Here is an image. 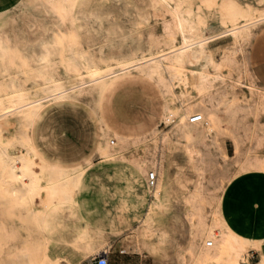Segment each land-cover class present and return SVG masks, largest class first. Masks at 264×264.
I'll use <instances>...</instances> for the list:
<instances>
[{"label":"snow or ice","instance_id":"1","mask_svg":"<svg viewBox=\"0 0 264 264\" xmlns=\"http://www.w3.org/2000/svg\"><path fill=\"white\" fill-rule=\"evenodd\" d=\"M251 3L260 10L257 15L264 20V0H258V3L256 0H251ZM20 6L24 7L25 5ZM27 7L46 10L47 16L44 17V20L54 18L63 32L53 37L48 34L51 32V29H48V33L44 34L43 39L35 41L37 44H43L47 54L30 65L36 70L34 82L44 85V89L36 91L34 101L24 99V92L18 91L13 85L11 74L18 73L20 67L27 68L29 66L24 63V58L31 49L32 37L43 33L44 29L41 28L39 33L18 32L16 38H12L9 33L7 41L3 36H0V52L3 53L0 56V60L3 61L0 65V76H2L3 82L8 85L7 90L14 93V96L10 98L14 106H9L6 103L4 105L6 117L0 114V120L4 121L0 123V192L4 193L6 216L16 209H30L32 204L30 194L34 193V185L37 180L44 179L47 174L48 191L52 196L43 217L34 221L38 227L33 229L31 236L25 234L16 237V240L17 243L28 245L26 254L30 253L32 256L31 264H75L73 256L78 255L85 244L89 242L90 231H96L85 228L82 220L79 228L75 227V222L80 220L83 215L80 194L91 191L99 193L104 199H109L112 196H129L131 195L130 184L133 179L129 177V180L125 181L123 176L117 174L101 176L94 182H89L87 176L91 159H84L85 153L80 150V139L84 135V130L76 123L78 106L75 104V97L68 95V92L75 93L76 88L65 84L64 87L57 88L54 97L41 100L39 96L48 88L46 80L49 73L55 72L57 69L75 76L78 83L81 79L79 73H84L85 76L92 78L97 83L108 79L110 74L119 75L120 68L125 66L117 64L116 59L107 61L94 59V52L103 57L109 49L120 47L122 41L140 40L147 43L154 40L155 38L151 35L153 29L145 23L146 19H150L153 12H161L165 8L174 9L177 6L168 4L167 0H33ZM188 7V3L179 5L182 10ZM191 8L192 11L186 13V18H190L193 22L191 31L193 33L199 31L195 26L197 23L203 25L206 30L205 35L198 37L197 52L200 57L199 63L203 65L202 74L199 78L193 75L188 84L189 89L199 93L194 101L190 102L195 106V110H190L178 97L176 100L177 111L168 115V105L165 104V115L162 119L168 122V134L163 132L149 134L145 128L146 121H118V125H126L125 139L130 144L133 141H140L141 137L137 135L138 133L149 135V139L155 137L157 163L155 170L150 171V175L152 177L160 175L162 179L159 187L153 184L149 188V193H151V198L158 202L157 210L160 215L155 218L150 217L145 221L146 227L149 229L159 223L166 211L164 203L161 201L166 199L167 191L175 189L180 192L185 189V185L191 189L195 187L201 173L212 172L215 176L226 162L231 163L220 150L219 141L222 136L230 134L229 129L232 135L236 133L232 114L238 108H245V114H238V120L243 117L249 125L255 120L258 128L264 132V74L258 78L260 86L256 87L253 83V87L248 90L250 100L256 103L240 105L236 103L233 95V86H236L235 90L238 92L239 84L247 85L257 81V77L251 71L247 51V45L251 39L248 31L250 25L242 26L247 19V14L252 13V7H249L245 0H194ZM213 11L217 14L225 13L226 18H234V30L229 32L230 25L225 24V28L217 33L209 28L203 19L197 22L196 12H200L203 17L206 13ZM164 15L170 21L165 29L170 34L175 29V20L179 17L175 14L169 15L168 12H164ZM178 31L187 36L183 24ZM224 34L235 39L229 49L224 50V58L221 59L217 55L218 50L213 47V42L218 41ZM261 36H264V33H261ZM187 46L188 40L185 39L184 44L181 45V51H187ZM170 51L176 56L177 67L181 62L185 64L196 62L185 60L173 49ZM160 55L163 56V53ZM262 57H264V51H262ZM163 58L165 61L168 60L167 57ZM106 63L111 64L112 67H107ZM97 68L100 71H97ZM169 72L170 68L167 63L159 69L155 67L151 70L146 69L145 82H151L153 87H156L157 81H159V98L154 102L163 103V97L167 94L164 92L166 82L161 77ZM208 72H214V76H209ZM237 76L243 79L237 80ZM25 83L31 88L33 81L26 80ZM118 87L128 90L125 103L129 107L143 103L137 81L121 78ZM111 91L109 88H103L100 91V95L103 97L102 103L106 107ZM28 95H33V92H29ZM17 98L22 103L16 104ZM48 101H54L60 113L59 118L54 122H50L47 116L42 115L41 110L37 107V105L42 106ZM249 107L252 108L251 112H247ZM97 110L99 111V109ZM198 112H202V114H197ZM217 124L218 127L214 126ZM147 128L151 129V124H147ZM242 134L243 130L241 129ZM170 140L183 145L182 151L185 155L183 159L177 158L169 164L167 155ZM238 140L239 137H237V144L234 145L237 152L240 150ZM261 140V148L264 150V135L261 136ZM161 149H163L162 152ZM9 153L17 154L12 156ZM105 155L109 160H123L124 164L128 166L125 171H131L133 177L140 174L145 166V162L140 158L126 160L121 154H112L111 152L105 153ZM161 157L163 163H161ZM94 158L95 153L92 156V159ZM17 164H21L23 167L18 168ZM167 168H170L175 176L170 172L167 177H164L163 174ZM34 169L38 171H34ZM240 170L237 166L227 172L224 185H227L233 174ZM69 175L72 177L71 187L67 191H62L63 182L57 184L53 181L56 177ZM187 176H192L194 179L187 180ZM25 180L32 183L24 184ZM118 181L123 191L113 192L112 185ZM217 184H219V180H217ZM105 185L108 186L105 187ZM220 191L221 189L217 188V197ZM185 194L188 193L185 192ZM130 207L131 202L128 199L120 200V211L123 212ZM9 222L8 219H5V223ZM225 231L227 230L225 229ZM96 234L99 235V232L96 231ZM228 235L231 237L232 233L228 232ZM152 236V247L159 249L167 247L169 233L162 226L156 227ZM5 238L11 239L7 236ZM236 239L239 240L238 237ZM0 247L6 250L8 245L0 241ZM60 248L64 250L60 251ZM3 264H12V261L6 260ZM159 264H168V261L161 260Z\"/></svg>","mask_w":264,"mask_h":264},{"label":"rangeland","instance_id":"2","mask_svg":"<svg viewBox=\"0 0 264 264\" xmlns=\"http://www.w3.org/2000/svg\"><path fill=\"white\" fill-rule=\"evenodd\" d=\"M15 1L0 0V10L13 5ZM256 2L258 3V0ZM245 3H251V0H245ZM46 16L47 13L44 12L41 15L35 16L32 10H25L21 13L20 24L23 32L39 33L41 28L44 29L43 33L32 37L33 42L44 36L45 33H48L49 28L54 27L52 22L47 23L44 20ZM164 19L165 15L163 12H153L151 18L146 19L145 23L153 29L151 33L153 37L159 36ZM5 28H7V31H5ZM16 31V28L11 23H8L4 28H0V36H4L5 41H7L9 35L6 33H10L12 38H16L18 35ZM263 32L264 26L260 25L256 27L252 38L248 42L247 51L251 66L256 60L264 58L262 57L264 36L260 35ZM231 40L230 36H221L218 41L213 42V47L218 50L217 55L221 59L224 58V50H227L226 46ZM94 53L100 56L99 53ZM122 53L123 50L117 47L116 49H109L104 55L111 58L119 56ZM0 65L2 64L0 63ZM22 69L19 68L18 73H12L11 75L13 80L15 79L16 82L24 87V85L27 86L26 80L32 79L35 81L36 70L33 68ZM60 72L57 69L52 74L59 77ZM67 76L71 77H68L69 82H75V76H71V74ZM121 78H128L138 82L143 103L136 104L134 107H129L125 103L128 90L118 87ZM242 79V77L237 76V80ZM165 84L164 92L167 95L163 97V103L154 102L158 101L159 98V82L157 81V86L153 87L151 82H145L144 77L137 73L120 76L112 82L108 87L112 91L108 98L107 107L102 103V96L99 97L97 106L94 105L90 94L80 95V100L75 102L78 106L76 123L84 130V135L80 139V150L85 153L84 159H91L87 176L88 181L94 182L95 179L101 176L107 177L117 174L123 176L125 181H128L129 177L133 179V182L130 184L131 195L129 196H112L109 199H104L99 193L91 191L81 193L79 199L82 204L81 211L83 215L80 217V220L75 222V227L79 228L80 221L82 220L85 228L98 231L99 235L96 234V231H90L89 235V242L93 246H96L97 249L107 248L108 252L112 250L114 252H129L130 254L138 253L143 256L144 260L142 262L133 258L130 260L131 264H159L161 260H167L168 264H195L196 254L193 252L191 245H195L194 247L197 249L203 242L197 232H192V219L196 218V209L193 208V200L190 198V194L198 192V181L201 182V193H199V197L194 201V204L198 208L202 207V213L207 222L213 220L214 212L219 209L221 214L227 218L229 225L238 232L249 231L253 235L264 233V169L246 167V162L250 159L249 157H264V150L261 148V136L264 135V132L252 131L251 124H245L244 121L239 123V125H243V128L236 129L234 135L231 134V130L229 129L230 134L222 136L219 141L220 150L224 154H228L227 157L231 163L226 162L225 166L215 176L212 172H208L207 174L201 173L200 179L197 180L195 187L191 189H187L188 186L185 185V189L180 192H177L175 189L167 191L165 195L166 199L163 200L164 202L162 201L166 209L163 217L154 227L150 229L146 227V220L160 215L157 207L152 210L149 209V203L152 200L151 193H149V188L151 187H148L146 184V173L156 168V162L152 160V157L157 153L156 151L147 149L141 140L139 142L133 141L131 144L127 141L119 143L117 141L118 138H116L117 136L103 129L107 126L111 131L125 135L126 125H118V121L140 120L151 124V127L157 125L159 132L168 133V122L161 117L162 105L167 103L169 109L175 112L178 108L176 104L177 98L179 97L181 101L183 99L178 95L177 88L173 85L172 81L166 79ZM167 86L168 90H166ZM235 88L236 86H233V95L236 103L240 105L255 103L250 100L249 92L244 91L240 85L238 92ZM183 103L187 106L186 102ZM194 110L195 108H193ZM42 115L47 116L50 122H54L59 118L60 113L55 103L52 102L47 105ZM147 124L145 125L146 131L148 130ZM233 126L236 127L235 125ZM241 129L243 130L242 135ZM140 134L143 133H138L137 135ZM237 137H239L238 145L240 150L236 153L234 145ZM108 139H114L115 142L108 146ZM183 148V145L172 140L169 141L167 155L169 164L173 160H177V158H184L185 153L182 151ZM114 149L119 151L126 160L136 158L146 160L145 173H140L133 177L131 171H125L128 166L124 164L123 160H109L107 157H104L105 153L116 152ZM162 151L163 149H161ZM93 153H95L94 159H92ZM237 166L241 170L234 173L232 178L228 180L227 185H224L227 172ZM170 172V168L165 169L164 177H167ZM171 175L175 176V173L171 172ZM157 178L160 181L162 179L160 175ZM186 179L192 180L194 178L187 176ZM217 180H219V184H217ZM107 186L105 185V187ZM217 188L221 189L218 197L216 195ZM112 189L113 192L123 191L119 181L112 185ZM185 192L188 194L186 195ZM125 198L131 202V207L122 212L119 208L120 200ZM34 206L42 211L46 209L39 197H35ZM161 226L168 231L169 237L167 247L159 249L151 246L152 233L155 232L156 227ZM32 231L33 229L26 227L24 224L15 223L2 233L0 241L8 246L15 243L18 247L24 248L28 245L17 243L16 237L24 236L25 234L31 236ZM6 236L11 239L5 238ZM205 238L212 239L210 236H206ZM6 250L0 247V255ZM53 250L55 251V248ZM63 250V248H60V251ZM252 253L253 256L251 255ZM244 256L245 259L242 264H255L258 262V253L255 250H249ZM98 258L97 255L94 257L92 251L86 249V244L78 255L73 256L75 264H98Z\"/></svg>","mask_w":264,"mask_h":264},{"label":"bare ground","instance_id":"3","mask_svg":"<svg viewBox=\"0 0 264 264\" xmlns=\"http://www.w3.org/2000/svg\"><path fill=\"white\" fill-rule=\"evenodd\" d=\"M32 2L33 0H16L13 3V5H9L3 8L2 10H0V28H4V26H6L8 23H11L16 28L17 33L23 32L21 28V24H20L22 12H24L25 10H32L35 16L41 15L42 12L47 13L46 10H43L40 8L27 7V5L31 4ZM167 3L176 5L177 7L174 9L165 8L164 11H161V12L163 13L168 12L169 15L175 14L177 17H179L178 19L175 20V29L170 34L165 31V29L168 27L170 23L168 18L165 17L161 32L159 33L158 37H154L155 38L154 40L148 41L147 43L142 42L140 40H136V41L129 40L127 42L122 41L120 48L123 50V53L116 57L110 58L105 55L101 57V56H97L95 53L93 54L94 59H104L105 61H107L108 59L110 60L116 59L117 64L125 66V67L120 68L119 75L115 73L110 74L108 79L102 80L100 81V83H97L92 78L85 76L84 73H79V76L81 77V79L78 83L76 78H75V82H69V79H68L69 76H67L69 74L67 73L60 72L59 77L55 76L52 73H49L47 80H46V83L48 84V88L43 94L39 96V99L47 100L48 97H54L58 87L62 88L64 87L65 84H70L71 86L76 88V92L75 93L68 92V95L74 96L75 102L80 100V95L90 94L92 97L91 99L94 102V105L97 106L98 99L101 96L100 91L103 88H108L115 79L119 78L120 76H124L130 73H137L144 77L145 75H147L146 69L151 70L154 67L156 69H159L167 63L170 68V72L167 75H162L161 78L165 82H166V79H169L170 81H172L173 85H175L177 88L178 95L182 97L183 99L182 101L186 102L187 107H189L190 110H193L195 106L190 102L194 101V98L197 95H199V93L193 92L191 89H189L188 84L190 83L193 75H195L196 78H199L202 74L203 65L199 63L200 57L197 52V48L199 45L198 37L201 35H205L206 30L203 28V25L197 23L195 26L198 27L199 31L197 33H193L191 31V28L193 27V22L190 18H186V13L189 11H192L191 5L193 3V0H167ZM182 3H188L189 7L183 10L180 9L179 5ZM22 4L25 6L21 7L20 5ZM246 4L249 7H252V13L247 14V19L244 21V25L242 26L250 25V27L248 28V31L252 38V34L254 33L255 28L264 24V20H262L260 16L257 15V13H259L260 11L259 9L255 8L251 3H246ZM196 19H197V22L203 19L205 23L208 24L209 28H211L213 31H216L217 33H219L220 30H223L225 28V24L230 25L228 29L229 32H231L235 28L234 18H226V14L223 12L220 14H217L216 12L206 13L203 17L201 16L200 12H196ZM211 19L212 21H210ZM50 22L54 24V27L51 28V32L48 33L49 35L55 37L58 35V33L63 32V29L60 27V25L56 22L54 18H52L50 21L47 20V23H50ZM181 24L184 25L185 31L187 32V36H185L183 32L178 31ZM6 34L9 35L8 32ZM221 36H230V35L224 34ZM230 37L232 40L226 46L227 49H229L230 44L235 39L232 36ZM43 38L44 36H41L38 40H41ZM185 39L188 40V46H187L188 50L181 51V45L184 44ZM170 49L175 50L176 54L183 57L185 60L196 61V62L186 63V64L181 62L179 67H177L176 66V56L172 54ZM161 53H163V56L160 55ZM46 54L47 53L44 50L43 44L42 43L37 44L34 41L31 45L30 51L25 55L24 63L29 65L27 68H32L30 66L31 63L35 62L37 59H42V57ZM232 54L234 55V53ZM2 55L3 53L0 52V56ZM163 57H167L168 60L165 61ZM0 63L2 64L3 61L0 60ZM85 66L87 65L85 64ZM106 66L112 67L111 64H106ZM20 68L25 69V67H20ZM96 70L100 71V69L98 68ZM208 75L214 76V72H208ZM28 80L33 81L32 79H28ZM253 83H255L256 87L260 86V84L257 81L250 82L247 85L243 83L239 85L244 89V91L248 92V90L253 87ZM0 85H2L0 86V114L5 115L6 117V113L4 112V105L8 103L9 106H14L13 102L10 100V98L14 96V93L7 90L8 85L3 82L2 76H0ZM13 85L16 86L18 91L24 92L25 94L24 99L33 100V101L36 99V95H35L36 91L44 89L43 84L35 83L34 81L32 83L31 88L25 85L24 87H20V84L16 82L15 79L13 80ZM164 87H166V84L164 85ZM65 90L67 91V89ZM166 90H168V86ZM29 92H33V95L29 96L28 95ZM52 102L54 101H48L44 103L42 106L37 105V107L41 110V113L43 114L47 108V105ZM15 103L19 104V103H22V101L19 98H17L15 100ZM165 104L167 103H164L162 105L161 117L165 115V108H164ZM201 104H203V101H201ZM251 111H252L251 108H247V112H251ZM167 113L168 115H171L173 111H171L168 107ZM197 114H202V112H198ZM238 114H245V108L240 107L236 110V112L232 114L233 125L236 126L235 127L236 129L243 128V125L242 124L239 125V123L243 121L245 122V124L247 123V120L244 119L243 117L238 120L237 119ZM3 122H4L3 120H0V123H3ZM214 126L218 127V124ZM251 128H252V131L254 132L261 131V129L258 128L255 120L251 123ZM103 130L107 132L110 131L114 136H117L116 138H118L117 141H119V143L127 141L125 139V135L111 131L107 126H105ZM158 130H159L158 126L155 125L151 129H149L148 132L149 134H152V133L159 132ZM165 134H168V133H165ZM140 137H141L140 140L145 144V147L147 149L156 151L157 153V149L154 144V139H155L154 136L152 137V139H149V135L140 134ZM114 142H115L114 139H108L107 145L109 146V144L114 143ZM256 142L258 141L256 140ZM235 144H237V140H235ZM197 150H199V148H197ZM111 153L120 154L119 151L111 152ZM9 154L12 156H15L17 153H9ZM224 155L228 156L227 153H225ZM104 157H107V156L105 155ZM249 158L250 159L246 162L247 168L264 169V157L252 156ZM152 160L157 163V154L153 155ZM143 161L145 162V166H146V160H143ZM37 163H39V161H37ZM161 163H163L162 157H161ZM145 166L143 168L142 173H145V170H146ZM17 167L20 168V167H23V165L17 164ZM34 171H38V170L34 169ZM157 180H158V183L156 186L159 187L161 185V181L158 178ZM53 182L57 184H60L61 182H63L64 187L61 190L67 191L71 187L72 177L71 175L64 176V177H56ZM31 183L32 182L29 180L24 181V184H31ZM197 185H198V188H197L198 192L197 193L192 192L190 194V198L193 200V204H192L193 208L196 209V213H195L196 218L192 219V224H193L192 232H197V234L201 237L203 244L197 249L194 247L195 245H191L193 252H195L196 254L195 264H242L243 260L245 259V256H244L245 253L251 249L259 250L260 243L262 242V240H257V239H252L249 237L241 236L237 234L236 232H234L233 230H231L230 227L225 222V219L223 215L221 214V212L219 211V209L214 212L213 220L211 222H207L204 219V214L202 213V207L198 208V206L194 204V201H196L197 197H199V193H201L200 191L201 182L198 181ZM48 189H49V180L47 178V174H45L44 179L36 181L34 185V193L30 194V199L32 202L31 208L23 209V210L16 209L14 212H12L8 216H6V209L4 206L5 205V202L3 199L4 193L0 192V236L2 235L3 232L7 231L15 223L24 224L26 227L31 228V229H35L36 227H38V225H36L34 221L37 218H42L45 210L42 211V210L37 209L34 206V199L35 197H39L43 206L46 208L52 196V194L48 191ZM14 190H19V189H14ZM207 201L210 203L209 200ZM57 202H59V200H57ZM157 203H158L157 201L152 199L151 204H150V210L157 207ZM5 219H8L10 222L5 223ZM225 229L227 231H225ZM228 232L232 233L231 237L228 235ZM206 236H210L212 239L205 238ZM236 237L239 238L238 241ZM208 241L212 242L211 246L206 245ZM27 248L28 246L24 248L23 247L20 248L15 243L10 244L7 250L3 254L0 255V264H3V262L6 260L12 261V264H31L32 256L30 255V253L26 254ZM86 249L89 251H92V253L94 254V257L95 255L99 257L97 261L98 264H106V259L108 255L107 248L97 249L96 246H93L90 242H88L86 244ZM255 264H264V257H262Z\"/></svg>","mask_w":264,"mask_h":264},{"label":"crops","instance_id":"4","mask_svg":"<svg viewBox=\"0 0 264 264\" xmlns=\"http://www.w3.org/2000/svg\"><path fill=\"white\" fill-rule=\"evenodd\" d=\"M251 71L255 74V76L257 77V82L259 83V79L258 78L262 74H264V58L256 60L255 62H253L252 66H251ZM65 166L67 167L68 165H65ZM166 194H167V192L165 193V195ZM149 204H151V202ZM149 209H150V207H149ZM224 219H225V222L227 223V225L230 227V229L233 230L234 232H236L237 234H239L241 236L249 237V238H252V239L262 240V242L260 243V249L259 250L258 249H251V250H255L256 253H258V261L262 257H264V233H261V234L259 233L257 235H253L249 231H246V232L239 231L238 232L237 230H235L234 228H232L229 225L227 218L224 217ZM251 255L253 256V253ZM133 258H135V260H139V262H142L144 260L143 256H141L138 253L130 254L129 252H114V251L111 250V251L108 252L107 259H106V264H131L130 260L133 259Z\"/></svg>","mask_w":264,"mask_h":264},{"label":"built area","instance_id":"5","mask_svg":"<svg viewBox=\"0 0 264 264\" xmlns=\"http://www.w3.org/2000/svg\"><path fill=\"white\" fill-rule=\"evenodd\" d=\"M150 171L151 170H149V172L146 175V184H147L148 187H152L153 184L156 185V183H157V176L156 177H152L150 175ZM206 245L207 246H210V245H212V242L211 241H208Z\"/></svg>","mask_w":264,"mask_h":264}]
</instances>
